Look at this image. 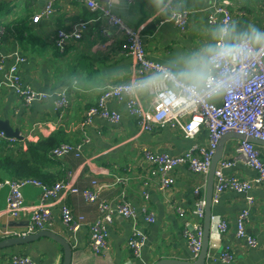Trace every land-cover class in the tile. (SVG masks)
<instances>
[{"label":"crops","instance_id":"crops-1","mask_svg":"<svg viewBox=\"0 0 264 264\" xmlns=\"http://www.w3.org/2000/svg\"><path fill=\"white\" fill-rule=\"evenodd\" d=\"M52 0H0V30H4L0 53L7 71L20 57L19 72L25 87L48 93L47 100L26 106L24 98L5 85L4 72H0V118L9 120L14 130L20 131L10 148L21 146L28 150V143L37 144L41 139H54L58 144L76 143L88 136L90 143L80 157L70 154L62 159L52 156L54 165L46 172L56 176L57 182L76 173V186L92 188L93 181L104 186L99 200L116 204L122 192L140 214L134 224L115 214L109 227L107 248L96 253L91 246V225L100 218L99 201L89 202L80 194H67L56 203L52 212L54 233L69 240L73 249L72 264H155L162 259L195 262L186 238L188 228L198 224L195 216V190L205 183V176L193 173L188 165H181L173 172L175 185L167 190L159 187L158 178L151 176L144 159L145 151L156 154L182 155L192 146L208 143V131L204 127L193 139H188L179 129L159 126L153 132H142L137 120L130 115L126 100L110 102L119 112L121 120L111 123L97 119L86 129L80 128L86 111L97 105L103 90L120 82L129 81L134 75L133 59L128 56L123 34L110 28L108 36L101 33L105 25L100 15L76 0H54L55 12L38 24L33 17L41 13ZM113 4V12L131 28L138 29L143 38L148 59L156 61L180 74L186 69L185 61L207 44H214L213 32L220 22L210 24V0H98ZM232 15V42H239L250 35L251 26L264 31V0H227ZM172 11H187V29L170 21ZM9 12V14L7 13ZM95 20L79 43L65 50L54 45L58 30H71L83 20ZM21 28L8 32L7 25ZM180 76V75H179ZM65 93L68 106L57 107L59 94ZM145 109L152 108L153 96L147 90L138 92ZM218 101V100H217ZM16 138V137H15ZM240 140L230 138L224 146L223 160L232 161ZM259 146L264 160V146ZM228 176L252 181L256 172L239 161L225 171ZM118 178L125 179L117 183ZM54 184V178L49 179ZM25 206L40 203L42 190L27 186L22 190ZM148 194V198L145 197ZM9 188L0 191V230L23 232L28 218L12 219L4 214ZM206 196V191H205ZM247 196L233 191L224 192L213 204V228L219 220L228 223V230L219 240L213 237L206 264H264V184L255 186ZM68 205L74 215L84 218L86 224L77 232L68 230L61 221V206ZM143 209L154 216L147 222ZM244 210L250 216L246 231L256 241L250 247L246 239L236 236V221ZM146 237L140 257L129 247L135 227ZM231 246L232 262L221 259L225 247ZM15 255L29 256L37 264H62L64 251L49 238H41L26 245H17L0 251V264H12Z\"/></svg>","mask_w":264,"mask_h":264},{"label":"built area","instance_id":"built-area-1","mask_svg":"<svg viewBox=\"0 0 264 264\" xmlns=\"http://www.w3.org/2000/svg\"><path fill=\"white\" fill-rule=\"evenodd\" d=\"M85 5L91 11L100 15L105 25L100 28L102 35L108 36L110 28L118 29L124 36L127 43V53L133 59L134 75L129 81L120 82L107 86L97 103L90 107L85 114L80 128L86 129L97 119H104L111 123H118L121 115L110 107V102L126 100L127 108L141 128L142 132H153L159 126H168L172 129H179L188 139L195 138L205 127L208 131V143L205 145L192 146L182 155H169L166 153L156 154L152 151L144 152V159L149 165L151 176L158 178L159 187L167 190L175 185L173 172L181 165H188L190 170L198 175L205 176L203 186L195 190V216L198 224L194 230H186L188 246L194 260H197L203 245V223L206 208V186L208 175L211 169L213 158L218 150L223 136L234 132L244 136L240 140L232 161L221 159L217 165L214 178V189L212 204L219 201L221 195L226 191H233L247 196L249 203L253 198L249 193L255 186L264 184V160L257 144L248 141L249 138L264 142V55L259 59L252 58L245 60L242 64L229 66L233 71L242 69L244 82L228 95L218 99L207 101L196 107L191 96L186 91L179 74L159 62L148 59L143 38L138 29L128 26L121 17L113 12V4H102L98 0H76ZM211 12L208 15L210 24L220 22L221 26L232 28V15L228 9L230 2L227 0H210ZM55 12L54 0L48 2L41 13L36 14L32 21L35 24L43 18L51 17ZM95 20L82 21L77 23L71 30L60 29L54 42L55 46L65 50L73 43H79L89 26ZM170 21L174 22L181 31H185L189 22L187 11H172ZM4 30H0V45L3 41ZM239 42H244L242 38ZM25 61L20 57L18 62L13 64L7 71L4 70L5 61L0 53V72H4L5 85L14 89L25 101L26 106L47 100L48 93L37 92L30 87H25L19 72V63ZM229 67H217L214 75L224 76L228 73ZM151 77H159L154 83L147 87H141L142 82ZM147 90L153 97L152 108L145 109L141 103L138 92ZM57 107L68 106L65 93L59 94ZM218 100V101H217ZM18 142L17 138L9 137L4 131H0V145L12 146ZM90 143L88 136L76 143H64L54 148L52 156L62 159L70 154L80 157L87 144ZM239 161L256 172L252 181L240 180L236 176H228L225 171L234 167ZM76 173H69L64 179L54 183L46 184L39 179L26 178L0 179V191L5 187L9 188L7 206L4 211L12 219L28 218L29 225L23 232L0 230V241L26 237L39 231L50 230L54 225L52 208L67 194H82L89 202L99 201L100 218L91 225V246L96 253H103L107 248L109 238V227L115 214L131 220L134 224L139 217V210L127 199L126 192H122L116 204L106 200H99L100 192L104 186L93 181L92 188L80 189L76 186ZM125 179L118 178L117 183H124ZM27 186H35L42 190L40 203L36 206H25L22 190ZM148 198V194H145ZM146 215L147 222H153L154 216L147 214L146 209L142 210ZM250 216L249 210H244L236 221V236L239 239H246L250 247L256 246V241L247 234L246 223ZM61 221L71 232L79 231L85 223L84 218L76 217L72 209L66 205L61 206ZM228 223L219 220L214 231L213 218L211 226V242L213 237L221 239L228 230ZM146 237L144 232L137 226L133 229L129 240V247L136 257H140L145 246ZM211 244V243H210ZM223 262L229 263L233 260L231 246L225 247L221 254ZM12 264H37L29 256L15 255L11 258Z\"/></svg>","mask_w":264,"mask_h":264},{"label":"clouds","instance_id":"clouds-1","mask_svg":"<svg viewBox=\"0 0 264 264\" xmlns=\"http://www.w3.org/2000/svg\"><path fill=\"white\" fill-rule=\"evenodd\" d=\"M233 31L234 26L231 29L227 25L218 27L212 34L215 43L205 45L185 61L186 69L179 75L196 107L242 86L243 70L233 71L229 66L264 55V31L252 25L250 35L243 38L244 42H232ZM217 67H229V71L217 77L213 74ZM158 79L151 77L142 82L141 87H147Z\"/></svg>","mask_w":264,"mask_h":264},{"label":"water","instance_id":"water-1","mask_svg":"<svg viewBox=\"0 0 264 264\" xmlns=\"http://www.w3.org/2000/svg\"><path fill=\"white\" fill-rule=\"evenodd\" d=\"M0 131H4L9 137H16L18 139H23V137L20 136V131L14 130L9 120H2L0 118ZM230 138H235L238 140L245 139L244 136L238 135L234 132L226 134L221 139L218 150L213 158L211 169L208 175L207 186H206V208H205V217L203 223V231H204L203 245L198 259L195 262L162 259L156 262L155 264H206L210 249V243H211V226H212V218H213L212 197H213V189H214L215 172L219 161L223 158L225 143ZM248 141L260 146H264V142L261 140L249 138ZM28 225L29 223L27 224V226ZM41 238H49L54 242H56L58 245H60L64 251L62 264H72L73 249L69 240L50 230L39 231L35 234H30L26 237H16V238H10L0 241V251L17 245L30 244Z\"/></svg>","mask_w":264,"mask_h":264},{"label":"trees","instance_id":"trees-1","mask_svg":"<svg viewBox=\"0 0 264 264\" xmlns=\"http://www.w3.org/2000/svg\"><path fill=\"white\" fill-rule=\"evenodd\" d=\"M4 9L6 8L0 7V13H6ZM7 13L9 14V12ZM7 29L8 32L14 33L22 30L21 28L11 27L9 24ZM19 33L25 35L24 32ZM59 145L54 139L49 138L41 139L37 144L28 143L27 151H24L21 146L10 148L6 145H0V179L34 178L49 184V179L54 178V182H57L56 176L44 170L48 166L54 165L50 157L53 149Z\"/></svg>","mask_w":264,"mask_h":264}]
</instances>
